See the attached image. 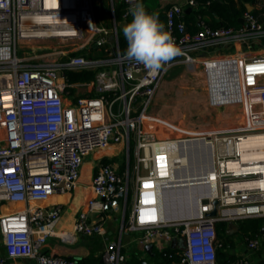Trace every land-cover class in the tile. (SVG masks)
<instances>
[{
	"label": "built area",
	"instance_id": "2783aa9c",
	"mask_svg": "<svg viewBox=\"0 0 264 264\" xmlns=\"http://www.w3.org/2000/svg\"><path fill=\"white\" fill-rule=\"evenodd\" d=\"M110 1L114 21L116 4ZM141 1L121 0L123 21L131 17V5ZM182 15L181 6L169 7L164 25L180 55L152 71L119 52L116 26L97 23L93 0H0V264L18 258L82 264L44 252L62 214L61 204L49 200L76 188L88 155L114 145L125 147V169L105 162L96 166L86 203L74 221L75 234L104 237V214L127 209L131 172L136 181L127 229L160 252L166 248L163 242L183 240L178 264H217V222L264 218V160L243 162L240 148L249 136L264 134V56L237 59L242 130L185 139L148 114L157 87L172 68L193 67L202 58L193 53L216 44L264 36V19L258 22L246 13L238 28L202 24L192 34ZM95 36L98 48L112 37L114 53L107 52L106 59L89 57L86 49ZM31 52L38 55L28 56ZM98 68L91 82L70 84L66 79L67 70ZM79 90L83 94L76 95ZM196 138L212 145L213 170L182 186L172 181V171L182 166L180 158L160 146ZM243 183L249 185H239ZM178 191H185L190 205L184 216L168 207L169 196ZM213 200L218 215L209 218L205 214ZM259 246L257 238L247 239L250 253ZM101 260L126 264L121 242H107ZM240 264H250V258Z\"/></svg>",
	"mask_w": 264,
	"mask_h": 264
},
{
	"label": "crops",
	"instance_id": "0c3cea01",
	"mask_svg": "<svg viewBox=\"0 0 264 264\" xmlns=\"http://www.w3.org/2000/svg\"><path fill=\"white\" fill-rule=\"evenodd\" d=\"M99 1V0H98ZM114 4L121 5V0H112ZM190 0H142L141 3L144 5L146 11L149 14H154L158 17L159 22L163 20L162 24L165 25V11L173 6L179 5L183 9L182 20L186 26L187 32L191 33L193 30L199 29L202 24H206V20L210 22V19L207 17H201L195 14V11H198L201 7L197 5L196 0H192L195 2V5H189ZM104 4L110 8V18L112 27L116 25V21L112 20V11H111V1L103 0ZM236 9H240L242 6L245 8L246 13H250L258 22H263L264 19V0H234ZM192 8L188 13L186 10L188 8ZM96 14V11H95ZM244 14L242 19H244ZM97 15V14H96ZM184 15H189V18H184ZM97 18V16H96ZM238 18V20L240 19ZM132 17H130L127 21L121 20L119 22V27L123 30L124 26L130 22ZM192 21L195 22V25H192ZM218 23L224 25L222 20H217ZM99 25L103 26L102 21H98ZM238 22V21H237ZM239 23V22H238ZM240 24V23H239ZM243 25V24H240ZM208 26V25H207ZM197 27V28H196ZM210 27V26H209ZM222 27V26H221ZM219 28V27H218ZM117 29V28H116ZM189 30V31H188ZM191 31V32H190ZM110 42V41H108ZM111 43V42H110ZM111 45H114V43ZM115 47V45H114ZM209 52L217 54L222 53L225 55H229L233 59H221V60H212L208 61L205 69V74L207 78V84L209 81L215 87L218 84V81L222 79L227 84V89L230 91L231 95H236L235 98L240 99V90L238 86V61L237 59L243 58H251L256 56H264V36H251V38L247 42H237L230 41L228 43H220L214 46L208 47L204 50L194 52L193 55H203L208 54ZM200 59V58H199ZM198 59V60H199ZM218 63L226 64L224 67L226 70H220ZM177 67V66H176ZM172 68L169 72H171ZM168 72V73H169ZM230 73V74H229ZM214 83H213V82ZM234 81V82H233ZM236 82V83H235ZM230 83V84H228ZM115 149H120L124 154H126L125 147L122 145H114L109 146L104 150L96 151L90 155H88L84 159V164L81 169L80 178L78 181V185L76 188L69 194L66 195H54L50 198L49 204L59 203L62 206V214L59 222L55 226V234L48 238L46 245L44 247V252L47 254H52L55 256H60L63 258L75 260L82 264H101V256L102 252L105 248L107 242L112 241H120L123 245V251L127 256L126 262H131L132 260L141 261L143 264H162L163 262L160 260H156L154 258V253L156 251L160 252L155 244H152V253L149 254L145 251V245L149 243H144L140 241V234L137 232H131L127 229L129 223V215H130V205L128 204L125 212H122L121 209L112 210L104 214V229L105 235L104 237L100 236H86L82 234H75L74 232V221L76 219L77 214L83 209L86 199L89 195V184L92 179L93 172L96 166L100 163L107 162L112 164L118 170H124L122 165L118 163L116 160ZM119 153V152H118ZM123 161H125L126 156H122ZM118 159V158H117ZM180 192L174 193V195L169 196V202L174 203L184 202L189 210V203L186 201L185 195ZM175 198V199H174ZM171 199V200H170ZM194 206V204H192ZM187 211L185 213H187ZM182 214V216L185 215ZM245 220L256 221L261 220L262 226L260 229V234L257 235V238L260 242L259 248L250 253L247 248V237L242 236L239 230V221H228L226 227V246L223 251L226 253V260L229 261V256H232V262L228 264H240V261L245 258H250V264H264V232H262V228H264V218H247ZM70 235L71 239L62 240L61 236ZM177 244L174 248H170V243L167 245L166 243H162L167 249H173L175 252L179 253L181 251V246L178 243L179 240L176 241ZM3 250L0 244V256H3ZM5 264H37L32 259L26 258H18V259H10L7 260Z\"/></svg>",
	"mask_w": 264,
	"mask_h": 264
},
{
	"label": "rangeland",
	"instance_id": "374dc122",
	"mask_svg": "<svg viewBox=\"0 0 264 264\" xmlns=\"http://www.w3.org/2000/svg\"><path fill=\"white\" fill-rule=\"evenodd\" d=\"M102 1L93 0L96 14L102 11ZM97 38V36L93 37L87 46L86 52L89 57H99V53L94 51L97 48L95 46ZM114 51V45L109 46L108 53L113 54ZM18 54L21 55V52ZM36 55L38 53L31 52L28 56L35 57ZM106 58L107 55L101 59ZM38 59L37 57L33 60ZM221 59L233 58L222 53L214 54L209 52L203 55L193 67H189L187 64H180L167 73L153 95L150 108L148 109L149 116L154 120L167 124L171 129H174L173 131L177 136L184 137L185 139L189 137L193 138L203 133L242 130L245 125V111L242 104L238 103L239 97L235 98L236 95L230 94V91L226 87L227 84L225 85L226 82L222 81V79L218 81L215 87L211 81L207 84L205 62ZM216 65H219L221 72L226 70L224 67L226 64L218 63ZM81 94H83L82 90L76 93V95ZM169 135L174 134L169 133ZM115 154H117L115 156L116 160L125 169L126 159L123 161L122 157L125 156L124 152L120 149H115ZM130 161L132 166V142L130 145ZM135 181V174L131 172L129 177L130 197L135 186ZM203 189L206 192L208 189L207 185ZM130 201L131 198L128 204H130ZM174 202L175 200L168 202L171 213L184 214L187 211L184 202Z\"/></svg>",
	"mask_w": 264,
	"mask_h": 264
},
{
	"label": "trees",
	"instance_id": "16d2710c",
	"mask_svg": "<svg viewBox=\"0 0 264 264\" xmlns=\"http://www.w3.org/2000/svg\"><path fill=\"white\" fill-rule=\"evenodd\" d=\"M197 5H199L201 8L198 11H195L194 13L201 16V17H207L210 19V22L206 20V25L210 26L211 28H218L221 26L225 27H233L238 28L241 25L237 22L238 18L242 17L243 14L246 12L245 8L242 6L240 9H236L234 0H196ZM123 12V7L121 5H116L114 7V19L116 21L117 25V37H118V50L121 54L126 53L127 49V41L123 35V30L120 29L118 26V23L122 20L121 15ZM97 23L98 21H103V26L111 29L112 23L110 18V8L106 4H102V11L99 12L97 15ZM165 17V16H164ZM189 15H184V18H189ZM222 20L224 22V25H221L218 23L217 20ZM163 22V20H162ZM160 21V23L162 24ZM192 25H195V22L192 21ZM197 28V27H196ZM199 29L193 30L191 33L197 32ZM189 31V30H188ZM109 46H111V43H105L102 47L96 48L94 51L99 53L100 58H105L107 55V52L109 50ZM108 48V49H107ZM116 50V48H115ZM100 68L96 70H83V71H70L67 70L65 72L66 79L68 83L70 84H76V83H88L91 82L95 74ZM131 162V161H130ZM107 163V162H105ZM121 170V169H120ZM130 197L128 198L129 201ZM261 220L256 221H249V220H240L239 221V230L242 234V236L247 238H255L257 235L260 234V229L262 226ZM226 222H217L215 224L216 232H217V238L220 242L221 246L217 248L216 251V263L217 264H228L232 262V256H229V261L226 260L227 255L223 251V249L226 246L225 238H226ZM154 258L156 260H160L163 263L162 264H178L180 262V256L178 252L176 253L175 250L167 248L164 249L162 252L156 251L154 253ZM126 264H143L141 261H135L132 260L131 262H126Z\"/></svg>",
	"mask_w": 264,
	"mask_h": 264
},
{
	"label": "clouds",
	"instance_id": "9594fccd",
	"mask_svg": "<svg viewBox=\"0 0 264 264\" xmlns=\"http://www.w3.org/2000/svg\"><path fill=\"white\" fill-rule=\"evenodd\" d=\"M128 12L132 19L123 28L127 57L156 71L180 55L171 34L164 30L157 16L146 11L142 3H133Z\"/></svg>",
	"mask_w": 264,
	"mask_h": 264
},
{
	"label": "bare ground",
	"instance_id": "6f19581e",
	"mask_svg": "<svg viewBox=\"0 0 264 264\" xmlns=\"http://www.w3.org/2000/svg\"><path fill=\"white\" fill-rule=\"evenodd\" d=\"M194 140V141H193ZM202 138H196L191 140H180L176 142L169 141L166 144H162L161 148H169L177 157L180 158L182 166L172 171V181L177 184L191 185L198 179H204L205 174L203 168H210L212 163V157L209 154V142L202 143ZM241 148V160L243 162H262L264 160V134L257 133L244 139L240 144ZM213 151V148H212ZM199 167H203L198 172ZM240 186H246L247 184H239ZM212 189L215 191L214 186ZM191 190V189H190ZM185 192V191H184ZM67 235V234H66Z\"/></svg>",
	"mask_w": 264,
	"mask_h": 264
},
{
	"label": "water",
	"instance_id": "95a60500",
	"mask_svg": "<svg viewBox=\"0 0 264 264\" xmlns=\"http://www.w3.org/2000/svg\"><path fill=\"white\" fill-rule=\"evenodd\" d=\"M192 8L190 7V8H188L187 10H186V12L188 13L190 10H191ZM238 22L240 23V24H244L245 23V20L244 19H242V18H240L239 20H238ZM112 37L109 39V41L111 42L112 41ZM194 141V140H193ZM201 142L204 144V143H206L204 140H201ZM210 144V143H209ZM209 146V154H210V157H212V163H211V165H210V168H203V170H202V168L201 167H199V168H201V169H199L198 170V172H200V170H202L203 171V173L205 174V176L204 177H206L212 170H213V151H212V145L210 144V145H208ZM181 167V166H180ZM178 169V168H177ZM179 192V191H178ZM211 205H212V210L210 211V212H208V213H206L205 215H206V217H209V218H216L217 217V215H218V209H217V206H218V201L217 200H213L212 201V203H211ZM174 218V217H173ZM262 232H264V228H262ZM179 244H180V246H181V248H183V240H179V242H178ZM177 244V242H176V240L175 239H173V240H171V242H170V248H174V246ZM152 247H153V245L151 244V243H149V244H146L145 245V251L146 252H148L149 254H151L152 252ZM144 264H146V263H144Z\"/></svg>",
	"mask_w": 264,
	"mask_h": 264
}]
</instances>
